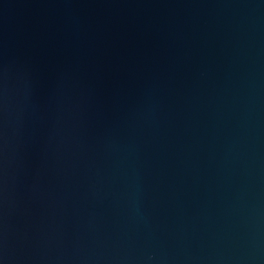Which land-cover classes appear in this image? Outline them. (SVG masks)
Returning <instances> with one entry per match:
<instances>
[{"label":"water","instance_id":"water-1","mask_svg":"<svg viewBox=\"0 0 264 264\" xmlns=\"http://www.w3.org/2000/svg\"><path fill=\"white\" fill-rule=\"evenodd\" d=\"M0 264H264V0H0Z\"/></svg>","mask_w":264,"mask_h":264}]
</instances>
